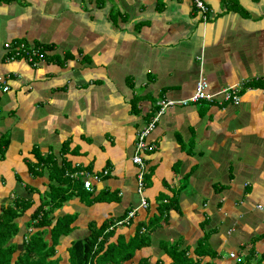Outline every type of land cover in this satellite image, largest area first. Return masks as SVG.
<instances>
[{
    "label": "crops",
    "instance_id": "obj_1",
    "mask_svg": "<svg viewBox=\"0 0 264 264\" xmlns=\"http://www.w3.org/2000/svg\"><path fill=\"white\" fill-rule=\"evenodd\" d=\"M206 1L207 20L193 0H0V224L13 208L14 261L72 216L61 264L93 234L101 253L132 251L123 264H264V0ZM17 41L45 56H14ZM201 76L211 91L241 83L242 101L158 114ZM155 116L141 194L136 138ZM77 165L100 174L93 190Z\"/></svg>",
    "mask_w": 264,
    "mask_h": 264
},
{
    "label": "trees",
    "instance_id": "obj_2",
    "mask_svg": "<svg viewBox=\"0 0 264 264\" xmlns=\"http://www.w3.org/2000/svg\"><path fill=\"white\" fill-rule=\"evenodd\" d=\"M25 43L30 46L28 42ZM45 46L46 45L39 46L44 56L45 49L47 48ZM65 200L67 199L60 200L59 202L54 201L55 203L53 202L51 207L52 209L43 212L42 219L38 224L40 226L50 225L52 222L50 212L53 211V209L60 207ZM14 212L15 211L13 208L6 209L5 216L10 214V218L8 222H2V224H0V264H60L59 259H51V257L56 254V245L59 242L60 236L62 234H68L71 230H73V226H71L72 222L74 221L73 217L66 216L64 218L58 219V222L52 229L53 243L51 245L45 238L44 230H39L33 233L25 242V251H23L14 261L13 257L17 246L10 242L11 238L17 231L16 229H13L14 231H12L14 224L11 222V220L15 216L13 214ZM40 212L41 209L37 210V212L34 214V217L40 215ZM5 224L10 226L4 227ZM3 228H5L4 232L2 231ZM8 228H10L11 231H8ZM140 236L142 237V235ZM98 239L99 236L93 234L89 237L74 241L69 249V264H123L132 258L133 252L130 251L126 246V252L119 248L114 249L115 246H111L109 249L101 253L102 247L99 245ZM173 249L180 252L178 247H173Z\"/></svg>",
    "mask_w": 264,
    "mask_h": 264
},
{
    "label": "built area",
    "instance_id": "obj_3",
    "mask_svg": "<svg viewBox=\"0 0 264 264\" xmlns=\"http://www.w3.org/2000/svg\"><path fill=\"white\" fill-rule=\"evenodd\" d=\"M193 3L195 7L198 9V11L200 12L203 20H207L208 14L210 12V9L207 5V1L206 0H193ZM16 43H17L16 45L17 48H15L14 56L19 55V54H22L24 56L25 54H28V60L32 63L38 62L44 56L39 46L31 48L27 52L28 45L25 42H16ZM243 87L244 85H241V83L238 82V83H235L229 86H225L218 91H211L207 78H205L204 76H201L200 79L197 81L195 92L191 96L187 98H183L181 100H172V99H166V98L161 99L160 100V110L158 111V114H162L165 108L169 106H174L176 104H182V105L194 104V103H199L204 100L209 101V102H216L220 104L224 102L239 104L242 101L241 91L243 90ZM7 89L8 87L4 88V90H7ZM158 118L159 116H155L152 122L144 126L137 133L133 162L137 164L139 168L138 190L141 194L143 193L145 189L146 174L148 173L143 153L145 150L149 148L147 138L149 137L151 132L155 129ZM103 173L104 175H106L109 172L108 170H105L103 171ZM71 176L77 179H82L83 186L87 190H93V184H94L93 180L100 179V174L82 169L80 168V165L71 174ZM148 205H149L148 201L145 198H143L141 206L147 207ZM134 214H135V210H132L129 213L128 217H131ZM231 256L235 257L236 253L232 252ZM237 259L241 260L240 257H238Z\"/></svg>",
    "mask_w": 264,
    "mask_h": 264
},
{
    "label": "rangeland",
    "instance_id": "obj_4",
    "mask_svg": "<svg viewBox=\"0 0 264 264\" xmlns=\"http://www.w3.org/2000/svg\"><path fill=\"white\" fill-rule=\"evenodd\" d=\"M43 236H44V234H43ZM30 237V236H29ZM70 263V262H69ZM61 264V263H60Z\"/></svg>",
    "mask_w": 264,
    "mask_h": 264
}]
</instances>
